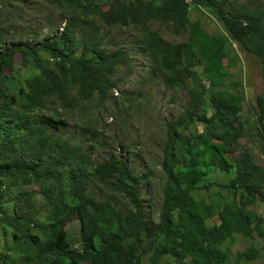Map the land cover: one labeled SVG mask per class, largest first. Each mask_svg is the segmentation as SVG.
I'll return each instance as SVG.
<instances>
[{"label":"trees","instance_id":"1","mask_svg":"<svg viewBox=\"0 0 264 264\" xmlns=\"http://www.w3.org/2000/svg\"><path fill=\"white\" fill-rule=\"evenodd\" d=\"M44 1L71 7L59 32L27 45L6 43L0 30V264H226L225 240L261 237L263 217L248 205L264 202V160L256 163L238 143L242 96L219 88L224 40L201 30L188 11L208 8L264 75V0L254 7L236 0ZM100 5L106 8L98 12ZM153 19L168 23L173 34L185 31L186 39L164 40L148 27ZM97 23L137 28L149 68L163 85L187 93L179 113L165 122L155 222L139 197L147 173H135L118 155L92 163L91 144L60 136L67 123L57 109L72 112L82 101L105 100L116 86L117 67L127 62L126 49L100 47ZM16 53L29 57L37 71L15 89L5 70ZM254 105L255 136L264 152V94ZM209 169L228 175L221 184L228 200L199 194L211 185ZM89 182L105 196L92 194ZM109 196L123 197L129 207L116 206ZM67 221L76 225L75 246ZM257 254L249 244L232 264Z\"/></svg>","mask_w":264,"mask_h":264},{"label":"rangeland","instance_id":"2","mask_svg":"<svg viewBox=\"0 0 264 264\" xmlns=\"http://www.w3.org/2000/svg\"><path fill=\"white\" fill-rule=\"evenodd\" d=\"M129 1V0H125ZM144 3H157L158 0H142ZM238 3L254 7L262 4L263 0H236ZM105 6H98L97 11L105 10ZM70 6L51 4L44 0H0V30L6 38V43L30 45L40 41L47 35L59 32L63 26L62 15L69 17ZM190 20H197L201 30L215 34L223 42V56L220 63L223 75L221 86L228 92L241 95L239 118L241 132L238 143L249 148L256 163L264 160L262 145L256 138L255 127V97L264 94V75L260 72L258 61L247 54L226 33L219 19L208 10L199 6L188 11ZM99 25L101 37L100 47L106 50L117 48L126 49L127 62L119 65L113 76L116 86L107 92L105 100L99 102L97 98L82 101L72 112L57 109L67 125L60 131L61 138L70 137L72 141H82L85 146L91 144L89 158L96 163L107 155L124 157L133 171L137 174L147 173L138 184L139 197L146 216L156 221L161 202V188L163 176L160 171L161 147L165 138V122L174 118L182 109L187 98L185 90L170 85H163L154 72L149 68L145 53L140 51L139 32L132 25H114L106 28ZM150 29L157 30L160 37L169 42L183 41L186 32L173 34L168 23L161 24L153 19L149 22ZM41 61L49 63L45 53L38 51ZM29 57L16 53L11 67L5 73L11 77L8 81L15 89L23 80L37 70ZM201 68H195V76L199 78ZM201 85L207 87V80L200 79ZM210 109H207L208 115ZM99 132L97 134L95 132ZM59 132L56 131L55 134ZM92 138L88 142V139ZM233 155V152L227 154ZM206 181L211 182L207 190L199 191L204 199L212 202L228 200V194L221 186L227 181V174L208 170ZM29 189L30 186H25ZM89 191L104 197L105 191L100 186L88 183ZM196 197V196H195ZM116 206L129 207L127 201L120 196H109ZM254 214L261 215L262 236L248 240L240 235L225 240L222 247L227 250L229 257L226 264H232V258L237 251L252 244L258 249L254 259L242 264L264 263V202L255 200L248 205ZM214 221L217 220L214 218ZM65 228L71 235L73 245H77L78 236L76 225L65 222ZM262 247L261 249H259ZM85 264V263H84Z\"/></svg>","mask_w":264,"mask_h":264}]
</instances>
